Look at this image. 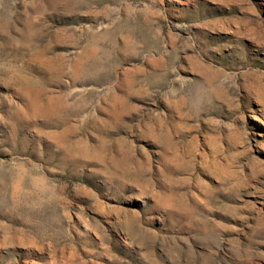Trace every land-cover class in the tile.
<instances>
[{
  "label": "rangeland",
  "instance_id": "rangeland-1",
  "mask_svg": "<svg viewBox=\"0 0 264 264\" xmlns=\"http://www.w3.org/2000/svg\"><path fill=\"white\" fill-rule=\"evenodd\" d=\"M0 264H264V0H0Z\"/></svg>",
  "mask_w": 264,
  "mask_h": 264
}]
</instances>
